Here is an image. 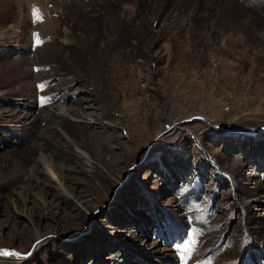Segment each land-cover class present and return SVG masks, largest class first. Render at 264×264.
<instances>
[{"label": "rangeland", "instance_id": "374dc122", "mask_svg": "<svg viewBox=\"0 0 264 264\" xmlns=\"http://www.w3.org/2000/svg\"><path fill=\"white\" fill-rule=\"evenodd\" d=\"M246 244L264 0H0V264H234Z\"/></svg>", "mask_w": 264, "mask_h": 264}, {"label": "bare ground", "instance_id": "6f19581e", "mask_svg": "<svg viewBox=\"0 0 264 264\" xmlns=\"http://www.w3.org/2000/svg\"><path fill=\"white\" fill-rule=\"evenodd\" d=\"M61 108L62 109H67L68 107H66V106H61ZM70 109V108H69ZM29 116V115H28ZM55 168V167H54ZM49 170V169H48ZM51 170V169H50ZM49 170V171H50ZM54 176H55V178H57V180H59L60 179V177H58L59 176V174H53ZM58 175V176H57ZM59 178V179H58ZM65 180H63V179H61V181H60V184H61V186L64 188V190H67L68 191V188H67V185H65L66 183L64 182Z\"/></svg>", "mask_w": 264, "mask_h": 264}, {"label": "water", "instance_id": "95a60500", "mask_svg": "<svg viewBox=\"0 0 264 264\" xmlns=\"http://www.w3.org/2000/svg\"><path fill=\"white\" fill-rule=\"evenodd\" d=\"M8 250H11V249H8ZM4 253H5V251H4Z\"/></svg>", "mask_w": 264, "mask_h": 264}, {"label": "snow or ice", "instance_id": "6c2138e0", "mask_svg": "<svg viewBox=\"0 0 264 264\" xmlns=\"http://www.w3.org/2000/svg\"><path fill=\"white\" fill-rule=\"evenodd\" d=\"M34 14H36V13L34 12Z\"/></svg>", "mask_w": 264, "mask_h": 264}, {"label": "trees", "instance_id": "16d2710c", "mask_svg": "<svg viewBox=\"0 0 264 264\" xmlns=\"http://www.w3.org/2000/svg\"><path fill=\"white\" fill-rule=\"evenodd\" d=\"M261 144V143H260Z\"/></svg>", "mask_w": 264, "mask_h": 264}]
</instances>
